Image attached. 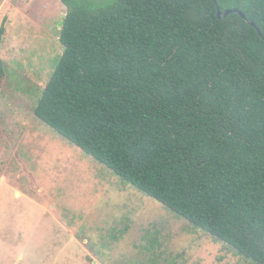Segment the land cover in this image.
<instances>
[{
  "label": "trees",
  "instance_id": "16d2710c",
  "mask_svg": "<svg viewBox=\"0 0 264 264\" xmlns=\"http://www.w3.org/2000/svg\"><path fill=\"white\" fill-rule=\"evenodd\" d=\"M61 1L36 117L264 264V0Z\"/></svg>",
  "mask_w": 264,
  "mask_h": 264
},
{
  "label": "rangeland",
  "instance_id": "374dc122",
  "mask_svg": "<svg viewBox=\"0 0 264 264\" xmlns=\"http://www.w3.org/2000/svg\"><path fill=\"white\" fill-rule=\"evenodd\" d=\"M66 13L61 0H0V264H257L36 117Z\"/></svg>",
  "mask_w": 264,
  "mask_h": 264
},
{
  "label": "water",
  "instance_id": "95a60500",
  "mask_svg": "<svg viewBox=\"0 0 264 264\" xmlns=\"http://www.w3.org/2000/svg\"><path fill=\"white\" fill-rule=\"evenodd\" d=\"M216 1V0H214ZM233 12H236V13H239L242 15V17H245V14L243 12H241L239 9H226L225 11H221V9H218V17L221 18V17H227L229 14L233 13ZM249 23L251 25H253L254 27L257 28L258 32L262 35L260 29L256 26V23L254 21H249ZM94 264H96V262L94 261Z\"/></svg>",
  "mask_w": 264,
  "mask_h": 264
},
{
  "label": "crops",
  "instance_id": "0c3cea01",
  "mask_svg": "<svg viewBox=\"0 0 264 264\" xmlns=\"http://www.w3.org/2000/svg\"><path fill=\"white\" fill-rule=\"evenodd\" d=\"M7 180H6L5 176L4 177L0 176V184L10 187L11 182H10V180H8V181ZM15 194H16V198H19V199L26 198V193H23V191H21L20 189H17ZM1 198L4 201L5 197L3 195L1 196Z\"/></svg>",
  "mask_w": 264,
  "mask_h": 264
}]
</instances>
